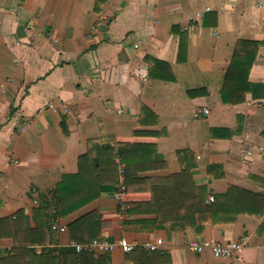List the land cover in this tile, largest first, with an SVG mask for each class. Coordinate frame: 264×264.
<instances>
[{"label":"crops","instance_id":"crops-1","mask_svg":"<svg viewBox=\"0 0 264 264\" xmlns=\"http://www.w3.org/2000/svg\"><path fill=\"white\" fill-rule=\"evenodd\" d=\"M239 39L259 42L250 89L224 102ZM109 147L126 161L101 189ZM245 235L232 256L187 247ZM103 236L163 245L74 262ZM0 241V264H264V0H0Z\"/></svg>","mask_w":264,"mask_h":264},{"label":"trees","instance_id":"trees-1","mask_svg":"<svg viewBox=\"0 0 264 264\" xmlns=\"http://www.w3.org/2000/svg\"><path fill=\"white\" fill-rule=\"evenodd\" d=\"M259 46L258 41H252L247 39H239L235 45V50L230 62V65L227 69V72L225 74V79L223 86L221 88V97L224 102H239L244 100L245 93L250 89V83L248 82V74L250 70L251 63L254 59L256 50ZM126 150L119 149L117 150L115 147H109L106 149V157L102 158L101 156H96V167L98 170L104 169L103 166H106L110 160L108 168H111L112 170H109L112 174L111 179L109 180V183L107 186L100 185L99 187L101 189H111L116 183L118 182V173H117V163L113 161V156L110 155L111 153H118L123 157V162L125 160L124 156L126 155ZM126 161V160H125ZM132 167V166H131ZM132 169V168H131ZM129 167V164H125L123 166V170L125 173V181L126 186L128 190V183L126 180V171L131 170ZM215 199V198H214ZM194 199H192L193 202ZM180 203H178L179 205ZM204 204V203H203ZM66 203L64 201V197L59 194L57 196L56 200L54 201V209L58 212L60 209H62L63 206H65ZM181 205V204H180ZM207 207V205H205ZM47 208L46 203H41L38 205V210L43 212L45 220L44 223L48 222L49 215L47 211L45 210ZM54 249H49L48 251H45L44 253H41L38 255V258L35 259L36 264H50L57 260V256L53 254ZM92 255V253L88 252H74L73 253V260L80 261L84 259L86 256ZM16 256V255H15ZM15 256H8L6 257L8 260L15 259ZM3 259L0 258V263Z\"/></svg>","mask_w":264,"mask_h":264},{"label":"built area","instance_id":"built-area-1","mask_svg":"<svg viewBox=\"0 0 264 264\" xmlns=\"http://www.w3.org/2000/svg\"><path fill=\"white\" fill-rule=\"evenodd\" d=\"M203 113H208V109H204ZM127 191L125 173L123 167H121V178L115 189L114 195L116 198L121 199ZM209 200H214V195L209 196ZM63 230L65 227L60 224H54L53 228ZM248 236H242L238 239H231L228 241L210 239L194 238L187 242V247L193 252H202L204 250H210L215 256H232L244 249L248 245ZM69 245L76 252H90V253H106L112 252L115 249H120L123 252H131L132 250L142 247L147 250H156L162 247L163 239L157 237L155 240H140V239H128L126 237H120L115 240H110L107 237H94L87 242L71 241ZM2 242L0 241V247Z\"/></svg>","mask_w":264,"mask_h":264}]
</instances>
